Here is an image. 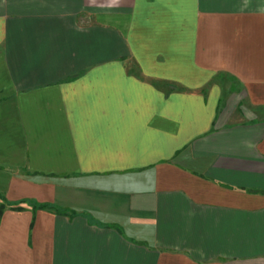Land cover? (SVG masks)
<instances>
[{
  "label": "crops",
  "instance_id": "crops-1",
  "mask_svg": "<svg viewBox=\"0 0 264 264\" xmlns=\"http://www.w3.org/2000/svg\"><path fill=\"white\" fill-rule=\"evenodd\" d=\"M0 206V264H264V0H0Z\"/></svg>",
  "mask_w": 264,
  "mask_h": 264
},
{
  "label": "rangeland",
  "instance_id": "rangeland-1",
  "mask_svg": "<svg viewBox=\"0 0 264 264\" xmlns=\"http://www.w3.org/2000/svg\"><path fill=\"white\" fill-rule=\"evenodd\" d=\"M212 82L219 84L223 88L224 95L226 92L228 93L237 88L235 82L228 76H216L213 78Z\"/></svg>",
  "mask_w": 264,
  "mask_h": 264
},
{
  "label": "trees",
  "instance_id": "trees-1",
  "mask_svg": "<svg viewBox=\"0 0 264 264\" xmlns=\"http://www.w3.org/2000/svg\"><path fill=\"white\" fill-rule=\"evenodd\" d=\"M11 210H15V211H20L22 210V208L20 207H10ZM32 209L33 210H46L49 212H52L55 215H63L65 214L63 211H60L58 208L49 206L47 204H32ZM2 210V206H0V212Z\"/></svg>",
  "mask_w": 264,
  "mask_h": 264
}]
</instances>
